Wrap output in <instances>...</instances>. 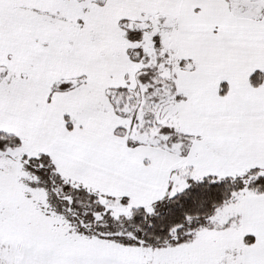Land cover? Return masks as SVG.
Masks as SVG:
<instances>
[{
  "label": "snow or ice",
  "instance_id": "obj_1",
  "mask_svg": "<svg viewBox=\"0 0 264 264\" xmlns=\"http://www.w3.org/2000/svg\"><path fill=\"white\" fill-rule=\"evenodd\" d=\"M0 264H264V0H0Z\"/></svg>",
  "mask_w": 264,
  "mask_h": 264
}]
</instances>
